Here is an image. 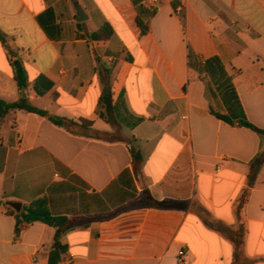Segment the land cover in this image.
Returning a JSON list of instances; mask_svg holds the SVG:
<instances>
[{"label": "crops", "instance_id": "crops-1", "mask_svg": "<svg viewBox=\"0 0 264 264\" xmlns=\"http://www.w3.org/2000/svg\"><path fill=\"white\" fill-rule=\"evenodd\" d=\"M0 0V99L21 97L101 133L103 85L121 138L78 136L46 117L0 120V264H233L236 201L264 130V0ZM76 7L86 19L76 22ZM109 25L106 41L80 38ZM213 113L228 117L230 125ZM64 217L21 223L24 207ZM88 219L74 224L73 221ZM243 256L264 264V166L243 208Z\"/></svg>", "mask_w": 264, "mask_h": 264}, {"label": "trees", "instance_id": "trees-1", "mask_svg": "<svg viewBox=\"0 0 264 264\" xmlns=\"http://www.w3.org/2000/svg\"><path fill=\"white\" fill-rule=\"evenodd\" d=\"M112 35V29L109 25L102 26L98 31L91 33L89 35H79L80 38H88L92 41H106ZM0 41L5 44L6 37L0 34ZM12 69H13V78L17 84L18 90L21 94L23 89L27 88L28 80H27V73L23 66V64L19 61L12 62ZM99 111L98 114L101 119H103L106 123H108L113 129L114 132L109 133H101L95 131L91 128V125L87 121H80L75 122L73 120H68L65 118L57 117L49 115L47 112L40 110L36 107H33L29 104L27 99L19 98L16 102H6L0 99V120H2L5 116L10 114L13 111H24L28 113H34L41 117H46L48 121L56 127L65 129L67 132L78 135V136H85L95 139H100L104 141H122L124 143L130 144L129 152L131 156V167L133 174H137L142 166L143 163V156L139 148L132 144V141L129 139H123L120 137L118 132V122L113 117V108L111 106V99H110V91L107 84L103 85V90L99 99ZM214 116L222 120L230 125L234 123L226 116H222L217 113H213ZM240 127H245L252 130L256 133L260 140H261V149L258 154L253 158V160L249 164V173L247 178V188L243 190L241 196L236 201L235 204V214L237 218V227L235 230H226L223 229L221 226H213L219 232H222L226 235L228 240L232 242L234 245V253H233V264H250L243 256V246H244V238H245V227L243 221V208L246 204L250 188H252L256 176L264 166V130L259 129L252 124L248 123L247 121H239L237 123ZM16 217V228L15 234H19V225L21 223L30 224L32 222H42L48 226L56 227L57 231L55 234V245L58 243V237L60 235V227L67 223V219L64 217H54L50 214V212L46 210H37L34 209L32 206L24 207L23 211L20 212ZM88 219H79L73 221L74 224L84 222Z\"/></svg>", "mask_w": 264, "mask_h": 264}, {"label": "water", "instance_id": "water-1", "mask_svg": "<svg viewBox=\"0 0 264 264\" xmlns=\"http://www.w3.org/2000/svg\"><path fill=\"white\" fill-rule=\"evenodd\" d=\"M82 15H84L82 9L80 7H76V18H75L76 22L81 23L86 19V17ZM22 98H25L24 89L22 90Z\"/></svg>", "mask_w": 264, "mask_h": 264}, {"label": "built area", "instance_id": "built-area-1", "mask_svg": "<svg viewBox=\"0 0 264 264\" xmlns=\"http://www.w3.org/2000/svg\"><path fill=\"white\" fill-rule=\"evenodd\" d=\"M155 2H157V0H152V3L151 4H153ZM182 257H183V252L181 251V252H179V256H178V263L179 264H182L183 263Z\"/></svg>", "mask_w": 264, "mask_h": 264}]
</instances>
